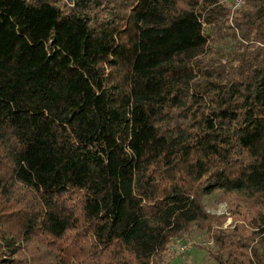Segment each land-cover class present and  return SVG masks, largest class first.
Segmentation results:
<instances>
[{"label": "trees", "instance_id": "16d2710c", "mask_svg": "<svg viewBox=\"0 0 264 264\" xmlns=\"http://www.w3.org/2000/svg\"><path fill=\"white\" fill-rule=\"evenodd\" d=\"M232 4L0 0V264H163L191 230L264 264V0Z\"/></svg>", "mask_w": 264, "mask_h": 264}, {"label": "rangeland", "instance_id": "374dc122", "mask_svg": "<svg viewBox=\"0 0 264 264\" xmlns=\"http://www.w3.org/2000/svg\"><path fill=\"white\" fill-rule=\"evenodd\" d=\"M225 4L232 3L225 2ZM236 7L235 4L231 5L230 15ZM1 142L2 140H0V143ZM9 194L13 196L17 202L32 199L28 190L18 185L15 188H12ZM202 205L206 213L215 216H225L227 218L222 225V228H225L230 223V218L227 216V203L223 201L218 194L212 193L211 195L204 197ZM181 240L188 245L187 250L182 254H178L175 251L169 250L173 243L170 244L165 252L163 264H213V261L208 258L204 249L211 246L206 235L191 230L190 233ZM23 253L27 258L36 259L42 262H45L46 260L49 261L50 259L47 253L34 246H28L24 249Z\"/></svg>", "mask_w": 264, "mask_h": 264}, {"label": "built area", "instance_id": "2783aa9c", "mask_svg": "<svg viewBox=\"0 0 264 264\" xmlns=\"http://www.w3.org/2000/svg\"><path fill=\"white\" fill-rule=\"evenodd\" d=\"M225 2H233L237 6L240 3V0H225ZM188 245L183 243L180 240H175L173 244L170 246L169 250L175 251L178 254H182L187 250Z\"/></svg>", "mask_w": 264, "mask_h": 264}]
</instances>
